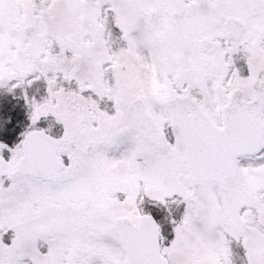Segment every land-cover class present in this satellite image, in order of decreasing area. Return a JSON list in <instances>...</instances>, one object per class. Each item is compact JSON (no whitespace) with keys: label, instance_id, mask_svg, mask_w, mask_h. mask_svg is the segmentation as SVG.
I'll return each mask as SVG.
<instances>
[{"label":"snow or ice","instance_id":"1","mask_svg":"<svg viewBox=\"0 0 264 264\" xmlns=\"http://www.w3.org/2000/svg\"><path fill=\"white\" fill-rule=\"evenodd\" d=\"M0 264H264V0H0Z\"/></svg>","mask_w":264,"mask_h":264}]
</instances>
